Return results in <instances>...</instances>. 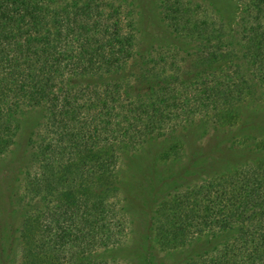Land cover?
Here are the masks:
<instances>
[{"label": "trees", "instance_id": "1", "mask_svg": "<svg viewBox=\"0 0 264 264\" xmlns=\"http://www.w3.org/2000/svg\"><path fill=\"white\" fill-rule=\"evenodd\" d=\"M238 1L240 31L247 35L244 45L237 41L242 57L229 50L232 44L226 45L227 34L216 23L170 18L174 33L182 28L189 39H200L199 65L229 61L225 69L210 67L187 78L180 67H150L151 61L137 52L132 19L125 21L113 0H0V161L16 148L24 152L23 159L12 162L18 171L7 179L4 203L16 205L17 179L30 176L28 152L45 160L34 192L43 195L44 202L51 198L43 219L34 223L28 214L39 212L38 204L20 201L18 210L25 215L21 227L17 219L6 224L19 226V238L10 242L0 237V264L10 263L15 246L26 252L21 264H105L109 258L98 252L121 247L120 213L108 196L120 188L111 179L122 148L134 151L152 138H178L197 120L217 119L223 129L230 128L240 105L258 93L264 96V0ZM31 112L39 114L40 121L27 139L21 126ZM230 151L222 161L230 163L241 155ZM260 161L255 171H240L199 191L214 195L207 202L212 221L216 214L217 231L212 227L208 234L225 237L221 244L232 251L247 249L245 257L251 260H257L263 247L259 239H264V159ZM6 176L1 170L0 180ZM215 199L222 205H214ZM189 203L196 206L198 200L189 198ZM169 215L183 230L185 213ZM168 230L175 235L172 227ZM205 257L197 260L247 264L231 251Z\"/></svg>", "mask_w": 264, "mask_h": 264}, {"label": "rangeland", "instance_id": "2", "mask_svg": "<svg viewBox=\"0 0 264 264\" xmlns=\"http://www.w3.org/2000/svg\"><path fill=\"white\" fill-rule=\"evenodd\" d=\"M113 1L121 16L126 17L125 21L129 23L132 19L138 33L137 52L151 61L150 67H162L166 64L171 70L180 67V74L193 78L207 68L221 70L229 66V61L210 66L199 65V60L202 58L199 52L202 48L199 45L200 39L196 41L189 39L182 28L179 33H174L168 25L173 23L170 20L172 17H194L193 19L201 21L205 19L207 26L216 23L223 34H227L226 45L232 44L233 48L229 50L238 57L243 55L238 42L244 45L243 39H246L247 35L240 31L241 8L238 0ZM123 1L126 3L122 4ZM220 23H224V26ZM211 30L212 27H206V31ZM228 36L233 41L228 39ZM162 48L175 49L180 54L172 55L166 50L161 51ZM216 51L221 53V50ZM260 95L258 93L257 97L246 101L245 105H240V112L234 115L230 128L223 129L217 119L204 120V122L197 120V125L192 130L181 132L178 138L174 139L172 136L152 138L134 151L126 152L122 148L118 156L117 171L111 179L113 186L120 188L118 191L110 192L108 196L109 203L111 202L114 209L120 213L121 225L117 240L121 247L118 250L98 252L103 257L109 258L105 264H205L197 259L207 256L205 258L209 260L227 251L245 257L247 249L232 251L231 248L221 244L225 237L208 234V230L214 226L216 214L212 221L211 213H208L211 203L207 202V197L214 199V195L212 196L211 190L203 191L201 194L199 191L206 186L211 187L223 179L233 177L240 171H248V169L255 171L257 165L262 164L260 160L264 159V96ZM38 121L40 115L37 113L31 112L25 116L21 127L22 134L27 139ZM224 130L227 132L225 133ZM230 148L232 152L237 151L241 154L238 156V159L241 157L240 162L237 163L238 159L230 163L221 160L223 156L232 154ZM27 155L30 176L23 175L17 179L15 197L17 199L13 207L10 201L6 205L4 203V198L8 194L7 179L9 177L12 180L13 175H16L18 170L12 168V162L17 158H24L23 149L21 151L16 148L14 153L4 156L0 161V171L5 170L7 173V176L0 180V198L3 200L1 217L5 225L3 231L0 230V237L10 242L13 240L15 242V239L19 238V229H17L19 226L13 228L6 224L17 219L21 227L25 216L18 210L20 201L26 204H38L39 212L28 214L31 223L38 218L43 219L44 213L47 212L45 205L47 206L51 201L48 197L44 202L43 195L34 192L37 188L35 183L42 172L41 165H44V158L34 156L32 152H28ZM189 198L197 199L198 204L196 206L193 203L188 204ZM221 203L219 199L214 201V205L218 207L222 205ZM176 211L183 212L188 217L186 219L184 215L182 218L183 226L185 225L183 230H178L179 222L169 215V212ZM227 212L222 213L226 215ZM219 220V223L223 221L221 218ZM202 223L206 225L196 229ZM170 227L176 231L175 235L170 234L168 230ZM240 228L241 225L238 229ZM213 229L217 231L216 228ZM243 229L246 230L244 227ZM196 230L203 232L197 235ZM237 231H232L233 237L238 235ZM259 242L263 247L258 249L255 255L257 260L245 257L244 261L247 264H264V239L260 238ZM215 245L218 247L214 250ZM18 247L15 246V252L13 250V254L11 253L8 264H21L23 257L26 256L22 246ZM113 259L115 262H111Z\"/></svg>", "mask_w": 264, "mask_h": 264}]
</instances>
